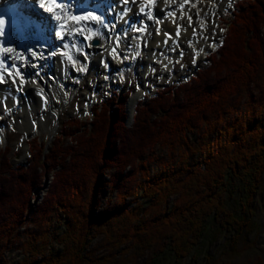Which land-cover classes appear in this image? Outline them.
Segmentation results:
<instances>
[{
    "label": "trees",
    "instance_id": "16d2710c",
    "mask_svg": "<svg viewBox=\"0 0 264 264\" xmlns=\"http://www.w3.org/2000/svg\"><path fill=\"white\" fill-rule=\"evenodd\" d=\"M223 24L208 64L138 100L129 126L131 90L111 92L50 144L30 139L24 164L0 150V261L16 241L21 264H217L208 246L219 236L237 250L257 227L264 174V0H239ZM104 187L114 202L99 208Z\"/></svg>",
    "mask_w": 264,
    "mask_h": 264
},
{
    "label": "bare ground",
    "instance_id": "6f19581e",
    "mask_svg": "<svg viewBox=\"0 0 264 264\" xmlns=\"http://www.w3.org/2000/svg\"><path fill=\"white\" fill-rule=\"evenodd\" d=\"M55 1L56 0H43L42 6L41 0H0V7H3L5 4H8L9 7L17 6L19 12L25 16L26 22H28H16L6 32H3L4 30L0 26V53L3 52L4 48H12L14 49V51L5 55L16 56L17 54H20L26 57V59L23 61H15L18 66L21 63L32 65L26 70V74L24 76L25 83L23 84V90H17V85L19 84L18 80L17 85H13L11 81H8L7 84H0V92H2L3 95V100L0 101V115H2V117L0 118V129H2L3 127L1 126L2 123L7 122V124H10L11 120L13 121L14 119V115L22 113L23 111L24 113H27L31 102L36 103L40 110V115L43 116L45 111L51 109V106L47 102V98L49 97L53 87H57L58 91L63 94L66 98L68 95L74 92L76 88V83L81 79H84L86 74L96 72L101 73L106 76L110 85H112V82H114L113 79L115 77H124V72L135 64L142 65L143 63H147V67L143 68L144 74L147 72V69L150 66H154L156 64H167V59L171 58L179 48H184L185 43L183 42V38H186L188 42L190 40L193 41L192 44L188 43V48L193 49L197 57H201L205 54L206 47H204V49H200L197 46V41H200V39L193 37L192 27H188L186 32L183 30L184 26L188 24V21L186 18L184 20L179 19L181 10L178 8L174 9L166 6V0H162V2L159 3V8H162L163 11H154V16L165 17L166 13L175 10L177 16L176 23L174 24L171 18H164L159 25L154 24L152 21H146L149 26L147 28V31L144 33H138L129 29L127 37L121 34L120 44L117 48L118 55H114L112 53V49L115 46L114 38L118 32H121L122 29L127 28V25L124 23V19H130V21H135L137 19V17L133 15V13L137 11L135 5H131V3L129 4V6L132 8V12H130L127 17H124L122 19V5L119 3V0H59L62 2V4H66L68 6L67 9L64 10V13L62 15L63 20L68 21L69 26H71L73 23L69 19L73 15L88 17L90 21L93 18H105L106 23L109 21L111 22L108 23V26L106 28L102 29L103 34L98 38V46L94 47L92 45V47H88L87 44H82V41L84 40L83 36L76 35L75 37H70L68 35H65L63 38H61L60 33L62 29L60 25L62 21L56 18L59 9H56ZM205 1L207 0H191V2L196 5V7L192 8L193 26H196L199 23H203L205 25L204 34L207 32L205 20V18H207V15H205V11H201L199 17H197V15H195L194 13L197 12V8L204 10L208 9V7L201 4ZM229 3H233V1H229ZM50 6L56 10L49 11L48 8ZM85 6L87 7L86 10ZM29 7L32 8L33 12H36V14L33 15L32 13L31 18L27 19L28 15L31 13L28 10ZM141 19H143V17H141ZM112 24H115L116 27L113 28ZM177 24L181 25V31L179 36L180 45L179 47H176L175 51H173L172 48L175 47V45L172 44L171 40L168 41V44L164 43L165 33H168L169 35H172L174 37ZM135 26L139 27V24H136ZM157 28L159 29L158 34ZM95 30L96 27H93L92 32H95ZM197 31L199 32V28H197ZM88 35H92V33H88ZM137 36H140L141 39H134ZM93 39L97 38L93 36ZM91 41H89V43H91ZM124 42H126L125 47L123 46ZM65 44L68 45L67 48H65ZM73 44L76 45L75 48H73ZM33 50H36L37 52L35 56L32 55ZM53 53H55V55H53ZM82 53H88V55L85 57ZM160 53H164L163 56L159 57L158 55ZM145 54L147 58H143ZM69 56L72 57L71 60L68 58ZM73 60H75V65H73L72 63ZM9 63H11V61H9ZM105 65H107V67ZM81 67H83L85 70L79 71L78 69H80ZM29 89H32V91H35L36 93L35 96L32 93L30 95V99L29 94L27 92V90ZM140 96L141 93L137 92L136 94L132 95L131 99L128 101V107L131 109V113L133 111V107L136 100ZM28 100L29 104L27 105L26 103ZM247 110L248 109H246V111ZM18 119L20 120V117ZM55 133V130H53L50 132V135L53 136ZM28 134L30 135L31 133ZM222 143L223 142H221L220 144ZM261 146L263 145L261 144ZM213 156L216 155L213 154ZM210 157L212 156L210 155ZM186 178L188 177L186 176ZM127 238H129V235ZM117 241L116 243H118ZM112 244L114 243L112 242ZM126 251L127 250H125V252Z\"/></svg>",
    "mask_w": 264,
    "mask_h": 264
},
{
    "label": "rangeland",
    "instance_id": "374dc122",
    "mask_svg": "<svg viewBox=\"0 0 264 264\" xmlns=\"http://www.w3.org/2000/svg\"><path fill=\"white\" fill-rule=\"evenodd\" d=\"M229 1H233V3H229ZM238 1L207 0L201 3L208 7L205 11L209 13L207 18H205L207 26L205 35L209 40L200 39V41H197V46L200 49L206 47L205 54L201 57H197L194 50L188 48L189 42L186 38H183V42L185 43L184 48H179L171 58L167 59V64L150 66L145 74L143 73V68L147 67V63H143L142 65L135 64L124 72V77H115L113 79L114 82L110 85L105 75L97 72L89 73L86 74L84 79L76 83L74 92L66 98L58 91L57 87H53L47 98L51 109L45 111L43 116L40 115V110L36 103L31 102L27 113L23 111L17 114L18 116L14 115L15 120H11L10 124H7V122L2 123L1 126L3 127L0 129V150L8 151L7 155L10 157L13 165L24 164L29 157L28 141L30 139L35 138L37 143L46 142L50 144L54 137L60 133L61 125L66 119L75 118L82 123L89 121V108L99 103L103 98L109 97L111 92L118 93L121 96L123 93H129L131 90L125 106L127 115L125 123L126 126H129L132 122V117L130 118L131 109L128 107V101L132 95L137 92L141 93V96L136 100L137 102L146 96L154 95L156 90L164 86L177 85L187 81L198 68L208 64L207 58L216 51L225 31L223 21L231 16ZM213 33H215L217 44L210 46L213 40ZM93 46H98V44ZM123 46H126V42H124ZM181 52L183 55L180 54ZM33 53H37L36 50H33ZM163 54L160 53L158 56L161 57ZM143 58H147L146 54ZM27 92L29 99L32 93L34 96L36 94L32 89L27 90ZM26 104H29V100ZM1 117L2 115H0ZM17 117H20V120ZM53 130L56 133L51 136L50 132ZM28 133L31 134L29 135ZM189 137L192 139L194 136L189 134ZM158 153L159 155L163 154L161 150H158ZM156 168L153 163L150 165L151 174L156 171ZM50 179L51 174L49 173L43 178L40 187L34 189L31 199L32 204H37L42 199ZM44 183H46L45 187H43ZM97 198L99 208H103L106 205L109 206L114 202L113 193H111L108 187H104ZM255 199L253 201L256 213L254 219L258 228L256 227L252 232L241 238L235 252L224 251L226 247L223 248V244L226 237L219 236L214 243L208 246V252L217 258V264H264V174L262 175L261 184ZM51 225L55 229V232H58V223L54 221ZM19 239H24V236L22 234L19 235ZM95 241L96 239L92 240L90 248L95 245ZM17 244V241L14 242L3 253L0 264H21L23 262L24 256ZM198 260H201V256H199ZM180 264L194 263L192 259L187 257Z\"/></svg>",
    "mask_w": 264,
    "mask_h": 264
},
{
    "label": "snow or ice",
    "instance_id": "6c2138e0",
    "mask_svg": "<svg viewBox=\"0 0 264 264\" xmlns=\"http://www.w3.org/2000/svg\"><path fill=\"white\" fill-rule=\"evenodd\" d=\"M162 2V0H119V3L122 5V14L121 18L127 17L130 12H132V8L129 6L135 5L137 11L133 13L134 16L137 17L135 21H130V19H124V23L127 25V28L122 29L121 32H118L114 38V44L115 46L112 49V53L114 55H118L117 48L120 44L121 34L125 37L128 36V30H133L138 33H144L147 31L148 24L146 21H152L154 24L159 25L164 18H171L173 23H176L177 16L176 11H170L166 13L165 17H156L154 16V11H160L162 12L163 9L159 8V3ZM41 4L43 6V0H41ZM166 6L171 8H178L181 10V14L179 16L180 20H184L185 18L188 21V24L184 26L183 30L186 32L188 27H192V35L194 38L197 39H204L207 40L208 37L204 34L205 25L203 23H199L196 26H193V13L192 8L196 7L194 3L191 2V0H166ZM66 4H58L56 5V9H59L57 12L56 18L58 20H61L62 23L60 25L62 31L60 33L61 38H63L65 35H68L70 37H75L76 35H80L84 37V40L82 41V44H87L88 47H92V44L89 43L93 39V36H95L98 40L99 36L103 34L102 29L106 28L108 26L109 22H105V18H93L91 21L88 17L83 16H76L73 15L69 19L73 22L71 26H69L68 21L63 20V13L64 10L67 9ZM53 7H49V11H55ZM201 11H205L204 9L197 8V12L194 13L199 17V14ZM209 13L205 11V15H208ZM143 17V19H141ZM4 21L0 20V24H3ZM139 24V27H136L135 25ZM93 27H96L95 32H92ZM112 27L115 28V24H112ZM197 28H199V32L197 31ZM181 31V25L177 24L176 26V32L174 34V37L172 35H169L168 33H165V40L164 43L168 44V41L171 40L172 44L175 45V47L172 48L173 51L176 50V47H179L180 36ZM159 32V29L157 28V34ZM88 33H92V35H88ZM213 35L212 44L210 46H215V33ZM134 39H141L140 36L135 37ZM190 44L193 43L192 40L189 41ZM68 45L65 44V48H67ZM76 45L73 44V48H75ZM14 49L12 48H4L3 52L0 53V84H7L8 81H11L13 85H17V80L19 81V84L17 85V90L21 91L23 90V84L25 83L24 76L26 74V70L28 67H31L30 64H24L21 63L19 66L15 61L17 60H25L26 57L17 54L16 56H7L5 54L13 52ZM85 57L88 55V53H82ZM183 55V53H180ZM33 56L36 55V53H32ZM55 55V53H53ZM70 60L72 59L71 56L68 57ZM11 61V63H9ZM73 65H75V60L72 61ZM107 67V65H105ZM23 70V71H22ZM79 71L85 70L83 67L78 69ZM3 100L2 92H0V101Z\"/></svg>",
    "mask_w": 264,
    "mask_h": 264
},
{
    "label": "water",
    "instance_id": "95a60500",
    "mask_svg": "<svg viewBox=\"0 0 264 264\" xmlns=\"http://www.w3.org/2000/svg\"><path fill=\"white\" fill-rule=\"evenodd\" d=\"M93 44H97V41L96 40H94L93 42H92ZM132 116H130V118H131ZM46 186V183H44V186L43 187H45Z\"/></svg>",
    "mask_w": 264,
    "mask_h": 264
}]
</instances>
